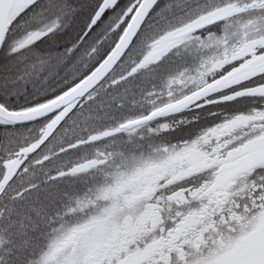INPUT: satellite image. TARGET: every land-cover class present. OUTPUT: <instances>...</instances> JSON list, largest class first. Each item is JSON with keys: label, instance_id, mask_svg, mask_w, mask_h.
Returning <instances> with one entry per match:
<instances>
[{"label": "snow or ice", "instance_id": "snow-or-ice-1", "mask_svg": "<svg viewBox=\"0 0 264 264\" xmlns=\"http://www.w3.org/2000/svg\"><path fill=\"white\" fill-rule=\"evenodd\" d=\"M0 264H264V0H0Z\"/></svg>", "mask_w": 264, "mask_h": 264}]
</instances>
